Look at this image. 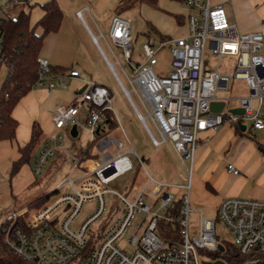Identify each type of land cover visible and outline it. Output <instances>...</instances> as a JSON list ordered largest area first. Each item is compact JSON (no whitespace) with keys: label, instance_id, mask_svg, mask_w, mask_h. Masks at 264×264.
Here are the masks:
<instances>
[{"label":"built area","instance_id":"2783aa9c","mask_svg":"<svg viewBox=\"0 0 264 264\" xmlns=\"http://www.w3.org/2000/svg\"><path fill=\"white\" fill-rule=\"evenodd\" d=\"M29 1L0 3V50L3 21L14 18L18 13L16 8ZM181 3L188 9L187 35L160 39L158 46L155 38L149 36L143 44L146 55L143 62L131 61L130 20L121 14L112 16L108 37L122 48L132 67L129 78L132 89L122 84L115 71L116 64L103 54L152 143L169 142L186 164L187 160H193L203 130H218L225 123L237 127L246 121L251 129L264 128V56L261 54L264 34L239 30L227 17L222 3L211 0ZM83 12L78 11L82 20ZM101 37L107 40L104 33L93 35L96 43ZM165 46L170 51V67L160 73L156 65ZM209 57L215 60L214 68H207ZM37 62V86L51 90L66 84V75L55 74L46 57L39 55ZM69 75L79 76L80 71L71 69ZM238 80L244 81L249 90L247 95L235 97L238 107L244 110L241 114L233 113L231 108L225 111L226 102L232 97L218 94L228 90L231 81ZM85 81L84 88L69 103L57 108L53 119L55 130L35 160L36 174L61 152L71 155L72 167L44 206L31 213L11 212L3 218L0 236L5 247L35 264H217L218 261L264 264V199L232 196L221 201L217 218L224 222L234 241V245L227 246L217 236V218H207L199 210L192 225L191 180L186 184H167L151 178L150 182H155L152 189H142L133 199L109 185L133 170L134 165L128 157L127 144L107 131L106 110L113 111L109 88L96 81ZM132 90L139 95L145 113L134 103ZM221 100L225 101L224 108L220 112L212 111L211 102ZM82 112L84 127L97 153L84 159L71 154L61 132L74 124L78 128L81 124L78 115ZM228 168L239 173L233 164H228ZM187 170L191 174L192 165ZM90 201L94 208L79 220L84 204ZM107 210H110L108 218L93 229L92 225ZM139 214L140 219L134 223ZM132 229L135 231L130 232ZM124 238L133 246L131 251L119 245ZM201 251L207 252V256H202Z\"/></svg>","mask_w":264,"mask_h":264},{"label":"crops","instance_id":"0c3cea01","mask_svg":"<svg viewBox=\"0 0 264 264\" xmlns=\"http://www.w3.org/2000/svg\"><path fill=\"white\" fill-rule=\"evenodd\" d=\"M7 1L9 0H0V3ZM46 1H29V4L33 5L31 8L32 25L44 14L41 4ZM57 1L63 9L64 17L59 29L45 36L40 55L46 57L53 67L65 68L67 70L65 72V80L71 82L78 80L81 82L83 86L74 91L72 94L74 96L77 91L85 86V80L101 83V81L95 78V69L93 66V62H102L99 53L103 61L107 62L104 57L106 53L102 49L99 40L98 44L93 38V35H99L103 32L100 31L99 34L93 32L84 16V20L78 16V11L84 10V12H87L90 19L96 24V19L103 17L108 12H113L112 16L119 14L116 8L120 0H77L78 3L72 7L71 13H66L67 6L65 7L60 0ZM70 1L72 2V0ZM211 1L212 3H222L224 5L227 17L237 24L239 30L243 32L257 31L264 34V0ZM168 11L171 12L170 15L181 12L180 14L184 16V19L180 25L185 27L184 31L177 32L174 30L172 32L167 27H163V29H160V27L156 28L163 36H166V39L187 35L188 9L185 7L179 13L172 10ZM41 31L42 29L40 27L37 28L38 33H41ZM158 37L162 39L160 36ZM90 43L95 46H91ZM167 53L169 54L167 59L168 63L165 65H162L159 54V62L156 65V70L160 73H165L169 70L171 57L169 49ZM261 54L264 56V45ZM108 60L110 59L108 58ZM108 65L107 67L111 69ZM71 69L79 70L80 75H69V70ZM235 82H239L243 89V93L236 97L249 93L244 81L238 80ZM52 90L36 86L25 94L16 104L12 113L18 121L16 137L12 140H0L1 222L11 212L28 211L31 213L35 210L30 207L35 200L30 201V199L33 196V185L36 184L38 175L35 173V160L42 145L38 149L36 156L31 158L30 161L23 163L16 173H12V168L13 163L21 157L20 147L26 144L31 138L33 123L37 121L43 131L49 130L51 127L54 128L53 119L57 108L67 103L65 100H56L54 108L49 107L48 103L52 97ZM245 90L247 92L244 93ZM218 94L222 96L220 93ZM235 107H238V105L231 108ZM244 125L246 128L242 132L238 131L237 127L225 123L218 130L206 129L199 133L197 148L191 161V174L188 172L189 181L191 180V201L192 181L196 182L195 189L193 190L195 192L196 203L213 211H216L221 201L227 197L237 196L264 199V128L251 129L247 123ZM55 157L56 159L58 157L61 159L64 156L59 155ZM228 164H233L237 167L239 173L236 174L230 171ZM151 178L157 181L154 176L148 173L146 184L139 187L138 192L142 189L148 190L149 185L152 182L155 183L154 181L150 182ZM135 179L136 176L133 178L132 187H134ZM199 210L203 211V209Z\"/></svg>","mask_w":264,"mask_h":264},{"label":"rangeland","instance_id":"374dc122","mask_svg":"<svg viewBox=\"0 0 264 264\" xmlns=\"http://www.w3.org/2000/svg\"><path fill=\"white\" fill-rule=\"evenodd\" d=\"M63 5H65L66 13H71L72 7L78 3L77 0H60ZM88 3V2H87ZM21 9H29V4L20 6L16 8V12ZM185 9L184 5L176 0H159L156 5H152L149 2H143L135 7L126 9L121 13L123 17L127 18L131 22V34H132V52H131V61L134 63L143 62L146 59V55L144 53L143 44L147 40L149 36V32L151 33L152 38H155V46L159 45L160 38L158 37V32L152 30L151 25L156 27L169 28L172 32L175 30L177 32L184 31V26L178 24L177 20L174 19L173 16L170 15L171 12L168 10L175 11L179 13ZM228 10V8H227ZM112 13L108 12L103 17L96 19V24L92 21L87 14V12L83 13L84 18L88 22L89 26L93 30V32L99 34L102 31L107 40L105 38H100L99 42L102 49L105 51L107 57L115 63V71L118 74L122 84L128 88L132 89V84L130 83L129 78H132V67L130 66L126 55L122 48L118 47L108 37V30L112 20ZM181 13V12H180ZM179 13V14H180ZM164 28V29H165ZM150 30V31H149ZM166 31V29H165ZM173 34V33H172ZM91 46H95L90 43ZM169 47H163L160 51V59L162 61V65L167 64V59L169 54L167 50ZM99 57L102 62H93V66L95 69V78L101 81L105 86H107L112 95V103H113V111L114 116L116 118V127L114 130L109 132V135L112 137H116L120 140H123L127 144L128 157L134 165V169L130 172H127L120 177L113 180L109 185L123 193L124 195L132 198L138 193V188L146 184L148 180V173L154 176V178L158 182H164L168 184H186L189 182V173L187 167H190L191 161L187 160L186 164H183L177 152L173 149L169 142H164L160 146H154L148 133L146 132L144 126L141 121L138 119L136 111L131 104L129 98L125 94L121 83L116 77L115 73L107 67L108 63L104 62L100 53ZM210 59V57H209ZM119 60L120 62H117ZM211 62H208L207 68H214L215 60L214 58L210 59ZM165 61V62H163ZM224 63L227 60L223 61ZM107 64V65H106ZM109 66V65H108ZM7 75V68L3 66L0 71V79L1 81ZM81 82L78 80H73L72 82L66 80V85H58L52 90V97L50 102L48 103L49 107L54 108V103L56 100H62L69 103L72 98V94L77 88H81ZM247 92L246 90L244 93ZM219 93L224 97H232L230 100H227L225 111L231 107L237 106L239 104L238 99L235 97L239 94L243 93L242 86L239 82L231 81L229 83L228 90L219 91ZM131 97L136 104V106L145 113V107L141 102L139 95L132 90ZM85 113L86 109H82ZM78 115V118L81 124L78 127V135L73 136L71 134V127L66 128L63 133L64 143L68 147L71 154L78 153L82 148H84L87 143L91 139V135L84 127L85 124V115ZM248 127L249 122L246 121ZM151 125V124H150ZM154 133L158 135L156 129L153 125H151ZM55 130V128L51 127L49 130H44V134L48 137ZM133 148V151H130ZM59 156V155H57ZM71 155L66 154L64 159L53 157L42 169V172L37 175V182L33 185V196L30 201H34L40 196H42L45 192H52L57 188V185L60 181L66 176V174L70 171L72 164L70 163ZM136 176L134 187L133 186V178ZM195 181H192V201H191V222L192 225L197 221L199 216V209H203L204 216L207 218H217V211H213L212 209L204 208L196 203L195 200ZM154 186L152 182L149 185L148 190ZM176 195V194H175ZM94 208L93 202H86L83 206V210L79 216V220L85 218L89 212ZM110 214V210H107L104 216L98 220L96 223L92 225V228L95 229L102 224L103 220L108 218ZM140 214L135 218V222L140 219ZM216 224V233L220 241H222L227 246L234 245V241L232 236L224 224L219 218H217ZM1 222V221H0ZM135 231L132 229L130 232ZM119 245H121L127 251H131L133 246L124 239L119 241ZM200 254L202 256H207V252L201 251Z\"/></svg>","mask_w":264,"mask_h":264},{"label":"trees","instance_id":"16d2710c","mask_svg":"<svg viewBox=\"0 0 264 264\" xmlns=\"http://www.w3.org/2000/svg\"><path fill=\"white\" fill-rule=\"evenodd\" d=\"M181 2L182 0H176ZM143 2H149L156 5L159 0H120L116 11L121 14L126 9L135 7ZM21 9L14 18H9L2 23L3 44L0 50V71L3 66L7 68V75L4 80L0 79V140H12L16 137L18 121L13 116V109L19 100L27 94L32 88L37 86L39 76V65L37 57L40 55L44 38L51 32H56L63 20L64 12L57 0H47L41 4L44 11L42 17L34 24H31V8ZM180 24L184 16L181 14H171ZM41 28V33L37 32V28ZM152 30L158 32L162 39H166L162 33L151 25ZM153 30V31H154ZM150 31V30H149ZM151 36V33H148ZM148 36V37H149ZM55 74H65V68L53 67ZM106 122L108 132L116 127V118L114 112L106 110ZM238 131L242 132L240 126H237ZM48 137L44 134L40 124L35 121L32 126L30 140L20 147L21 157L13 163L12 173H16L23 163L28 162L36 156V153L41 145ZM94 142L89 141L76 155L81 159L96 156L93 151ZM59 155L66 156L65 153ZM63 157V158H64ZM56 193L45 192L37 198L30 207L33 209L44 206L50 197ZM179 206V203L176 204ZM92 243V242H91ZM0 264H35L23 260L21 257L8 250L3 244L0 236Z\"/></svg>","mask_w":264,"mask_h":264},{"label":"water","instance_id":"95a60500","mask_svg":"<svg viewBox=\"0 0 264 264\" xmlns=\"http://www.w3.org/2000/svg\"><path fill=\"white\" fill-rule=\"evenodd\" d=\"M224 106H225V101H223V100H221V101H212L211 104H210V109L212 111H215V112H220L224 108ZM230 111H232L233 113H236V114H241L244 110H243L242 107H235V108H231ZM240 127H241L242 130H245V128H246V126L244 124H242ZM71 134L73 136H77L78 135V128H77L76 124H74L72 126ZM220 248L223 249V246L220 245ZM205 264H208V263L205 262ZM217 264H223V262L218 261Z\"/></svg>","mask_w":264,"mask_h":264}]
</instances>
